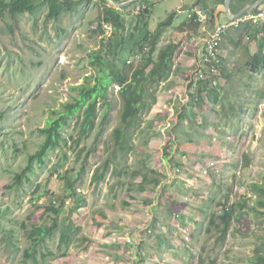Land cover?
Segmentation results:
<instances>
[{
    "label": "rangeland",
    "instance_id": "374dc122",
    "mask_svg": "<svg viewBox=\"0 0 264 264\" xmlns=\"http://www.w3.org/2000/svg\"><path fill=\"white\" fill-rule=\"evenodd\" d=\"M153 1L150 29L175 11L172 26L163 31L161 44L178 41L177 51L181 50L187 32L180 33V24L186 20L194 0ZM78 10L79 13L65 12L57 21L48 20L45 11L36 17L37 25L23 15L8 40L0 45V264H25L23 252L30 240L24 230L50 225L51 216L45 212V206L51 204L48 199L51 197L57 198L61 205L59 224H72L69 241L66 255L61 256L60 229L51 238L46 237L39 249L45 254L50 250L55 255L43 259L38 253V264H198L200 255L203 264H263L249 259L264 245V208L249 189L252 182H261L264 176V74L261 80H247L252 86L247 94L242 74L227 83L217 75L220 99L207 100L197 108L201 111L194 119L195 124H206V120L220 124L228 102H234L242 105V115H248H241L242 126L223 128L222 123L231 122L226 117L221 127L204 125L193 134V143H188L186 136L183 144L178 145L171 132L176 130L179 137L182 130L189 132L176 118L182 101L176 103L173 99L170 104L162 99L158 104L159 115L150 112L144 115L135 137L137 154H131L127 162L116 166L117 171L120 168L125 171L93 184V170L109 156L104 142L111 143L112 130L118 124L117 102L108 119L79 144L73 142L77 131L70 121L63 129L67 144L49 150L43 165L34 164L35 172L29 175V181L23 178L20 185L6 187L13 184V175L26 166L28 154L38 148L42 136L37 128L52 116L50 111L75 94L70 86L83 83L85 76L94 73L88 53L99 49L101 38L112 32L115 22L109 6L95 1L79 6ZM125 18L126 31L131 30L134 19ZM218 20L223 23L226 18L220 16ZM97 24L102 26L103 33L94 31ZM3 34L0 26V37ZM225 44L224 40L222 45ZM228 48L231 52L237 47ZM170 81L151 85L157 97L162 88L161 98L168 94L167 97L174 98ZM190 82L180 81L181 87L188 88ZM176 95L185 100L184 94ZM229 96L232 101H228ZM247 98L249 112L243 109L247 108ZM221 128L238 136L223 133L225 137H221L223 134L218 133ZM93 145L97 147L95 150ZM142 157L147 158L149 173L139 161ZM210 162L214 166H209ZM206 165L208 174L203 176L200 168ZM140 168L143 172L131 175ZM145 174L158 176L161 182L157 186L149 184L143 193L127 190L128 186L141 182ZM60 175L71 178L75 190L74 196L64 201L61 197L69 190ZM243 199L247 200V207L242 209L241 217L232 222L225 239L217 241L222 223L207 231L210 214L219 213L224 203ZM176 212L186 223L175 217ZM120 236L128 237L130 242L119 243ZM26 262L33 264L31 259Z\"/></svg>",
    "mask_w": 264,
    "mask_h": 264
},
{
    "label": "trees",
    "instance_id": "16d2710c",
    "mask_svg": "<svg viewBox=\"0 0 264 264\" xmlns=\"http://www.w3.org/2000/svg\"><path fill=\"white\" fill-rule=\"evenodd\" d=\"M95 1L109 6L115 24L112 26L111 34L101 38L100 48L88 53L89 64L94 69V73L85 76L83 83L70 86L75 94L70 95V100L61 103L58 108L50 111L52 116L47 119L44 126L37 128V133L42 136L38 148L28 154L26 166L13 175V184H8L6 187L20 185L23 178L29 181V175L35 172L34 164L43 165L44 157L49 150L67 144L63 129L70 125V121L74 122L77 131L76 136L72 138L73 142L79 144L91 136L96 126L108 119L110 110L117 108V102L118 106L120 105L118 107V124L112 130L111 143L104 142V150L109 152V156L103 160L99 167L93 170L91 182L98 184L104 181L108 175L109 177L112 175L120 176L125 168H120L117 171L116 166H120L122 162H127L131 154H137L135 137L142 127L144 115L151 111L158 100L151 85L167 81L173 71L179 42L171 40L161 44V37L164 29L172 26L176 12H170L166 19L158 22L153 30L149 27V16L154 5L153 0H137L129 6L119 9L110 5L107 0H0V17H3L5 13L13 17L21 9L27 10L33 15L40 6H44L47 11L46 18L57 21L65 12L79 13V6H88ZM115 1L124 2L126 0ZM224 1L213 0L211 4L209 0H195L191 7L197 6L206 13L207 18L203 24H213L216 3H224ZM253 1L255 0H231L230 10L232 13L238 12ZM259 7H264V1ZM126 16L134 19V25L128 31H126ZM201 24L193 14L181 22L180 27L195 32ZM236 25L234 33L239 34V37L242 28L247 30L246 33L249 38L256 36V33L253 32L255 25L251 21L243 20ZM228 30L229 27L225 30L224 35H227ZM260 30L264 34V26H261ZM94 31L100 34L103 33V28L97 24ZM231 39L235 40L234 37ZM263 46L260 45L259 49L263 50ZM250 65L253 69H257L260 65L264 66V52L259 59L251 60ZM217 77V74L208 73L205 78H193L188 85V102L178 118L180 121L187 120L189 123L187 126L191 131L195 127L192 120L198 113L196 109L200 108L206 100L215 102L219 96ZM100 109L102 112H99ZM0 117H2L1 113ZM183 133L191 134L187 130H184ZM176 140L178 145L183 144V140L179 136L176 137ZM110 144L112 148H110ZM96 148L93 145V150ZM146 160L147 158L142 157L139 161L143 169L148 170L147 173H149V165ZM245 160H247L246 155ZM112 162L115 163V166H112ZM140 172H143L141 168L135 169L131 175ZM59 177L66 180V188L69 190L61 197V200L64 201L66 197L75 194L73 180L63 175ZM160 181L158 176L145 174L142 175L141 182L137 183L136 187L139 191H143L148 188L149 184L157 186ZM132 187V185L128 186L127 190L131 191ZM249 191L256 196L255 200L259 206L264 208V176L261 182H252ZM245 207H247V200L245 199L230 204L224 203L219 213L210 214L207 231H210V227H215L218 222H221L222 227L219 229L217 241H223L232 222L238 221L242 215V209ZM60 209V204L51 203L45 206V212L51 216L49 226L36 225L28 230L22 224L25 229L24 234L30 240L29 247L25 248L23 252L25 264H27V259H31L33 264H38V253L43 259L46 255H55L50 250L45 254L39 247L43 245L45 238H51L57 229H60L58 246L63 248L61 256L66 255L72 224H59L57 217ZM253 210L257 212V208H253ZM169 211L172 210L169 209ZM262 213L264 214V211ZM177 216L182 223H186L181 214H177ZM96 224L100 225L99 222ZM83 249H86V245L83 246ZM249 259L264 264V245L262 249L255 250V254ZM198 264H203L201 255Z\"/></svg>",
    "mask_w": 264,
    "mask_h": 264
},
{
    "label": "crops",
    "instance_id": "0c3cea01",
    "mask_svg": "<svg viewBox=\"0 0 264 264\" xmlns=\"http://www.w3.org/2000/svg\"><path fill=\"white\" fill-rule=\"evenodd\" d=\"M209 1L212 4L213 0H209ZM255 1H253V2H255ZM194 2H195V0L193 1V3ZM193 3H192V5H193ZM223 4L224 3H216V7H215V10H214V15H215L214 22L215 21L219 22L218 18L220 16H224L226 18V21H223V23L229 21L226 13L224 12ZM250 4H247L246 6H248ZM246 6H244L243 8H245ZM190 8L192 9L193 7H190ZM45 11H46V8L44 6H40L35 11V13L33 15H31L27 10H22V9L18 13H16L13 17L10 16L8 13H5L3 17H0V26H2V29L4 30L3 36L0 37V45L3 44L2 43L3 40L4 41L8 40V37H10V35H11L10 32L12 33V31H14V29L16 28L18 22L21 21L20 19L23 17V15H25V17L27 16V17L31 18L34 21V24L37 25L36 24V21H37L36 17L38 15L42 14ZM230 13L234 14V13L231 12V10H230ZM235 13H237V12H235ZM189 14H190V10H189V13L187 15V18H190ZM187 18H186V20H187ZM29 22L30 21H28V23ZM214 22H213V24H214ZM213 24H209V23L201 24L200 27L195 32H193L190 29H186V30L182 29L180 31V33H183L182 35H185V33L187 32V36H186L187 39L185 41L183 39L184 46H183V48L181 50L177 51V54H176L175 60H174L173 71H172V73L170 75V80H172V81H170V83H171L170 85L174 87V88L172 87L174 89V93H173L174 94V98L167 97L170 94H168L164 98H161L163 91H162V88H160L161 93L159 92L160 94L157 97L158 98V100H157L158 103L156 102V104L151 109V111H150L151 115L158 114V109H160V105H158V104H160L159 101H161L162 99L167 100L170 104H172V101H174V100H175L176 103H178L179 100L182 101V104H180L178 106L179 107V113L187 105V103L185 104V101L188 99V88H186V87L182 88L181 84H180V81H183V80H186V81L190 80L191 81L192 73L196 70L197 63H198V61H199V59L201 57V52H202V50H203V48L205 46V40L207 39V37L209 36L210 32L212 31ZM232 26H234V27H232ZM235 26H237V25L236 24L235 25H231V28L229 26V30H228L227 35L223 34V38H222V42H221V48L223 46L222 43H223L224 40L227 42V44H225V47L223 46L224 47L223 49H220V70H219V73H218L219 75L218 74L217 75L218 76L221 75L223 77V79L226 80V83H227V81L229 79L236 78L238 75L242 74L243 79L246 80V82H244V88L247 91L246 92V94H247L250 91L248 88L252 87L248 83L247 80H249L250 78H252V80H258V79L261 80L262 77H263V74H264V67L260 68V66H258L257 69H253L252 66L250 65V61L251 60L259 59L261 54L264 52V46H263V50L259 49L260 45L261 46L264 45V34L260 30L261 26L260 25H255V28L253 29V32L256 33V36L254 38H251L252 40H249V42H247V39H249V36L246 33L247 30L242 28L240 30L241 35L239 37V34L237 35L236 33H234ZM231 37H234L235 40L231 39ZM228 46H230V48H232L233 46H235L237 48L235 49V51L231 50V52H230ZM226 48H228V50ZM240 48H243V50H241ZM254 49H256V50H254ZM232 52L235 53L234 57L232 55L233 54ZM255 52H257V54H255ZM236 62L241 63L242 66L240 64L236 65ZM256 87H257V85H256ZM256 87H254V89H256ZM257 91H259V90H257ZM178 93L181 94V95L184 94L185 100L176 97V96H178V95H176ZM218 99H220V97ZM237 100H238V98H237ZM228 101H232L230 99V96H229V100ZM242 101H245V99L243 98ZM245 106H246V103H245ZM241 107H242V105H240V104H234V102L233 103L228 102V108L224 111L225 114H223V115L221 114V119L219 121H220V124H221L222 121H225V119L227 117V118H229L228 120H230L231 122H230L229 125L227 123H225V124L222 123L223 124V128H224V126H230V127L231 126H237V127H239V126L243 125L244 121L241 118L242 114L240 113V111H241L240 108ZM244 108L247 109V112H249L250 103H248V98H247V108L243 107V109ZM196 110L199 113L201 111V110L199 111V109H196ZM179 113L176 115L177 119H179L178 118ZM158 115H157V117L160 118L161 120H163V118L159 117ZM197 115H198V113L195 115L194 119L196 118ZM242 116H248V115L245 114V115H242ZM194 119L192 121L194 123V126L196 127V130H195V127H194L193 131H191L189 129V133L191 132L190 135H188L186 133H183L184 132L183 130L181 131V134H180V137H181L182 140H184V137H186V136L188 137V140H187L188 143H193L194 142L193 134H196V132H198V129L204 127V125H206V126L208 125L209 128H215L216 126L221 127L219 122H217L215 124L213 122H209L208 120H206V124H205V122H198V123L195 124V122H194L195 120ZM247 120H248V118H247ZM180 123H182V125L185 126L186 129H188L187 125L189 123H188L187 120H181ZM175 132H176V130H175ZM175 132L174 133L171 132L173 138H176L177 136H179L178 132H176V134H175ZM218 133L219 134L225 133V134H227L229 136H232L234 138H236V136H238V135H235V134L231 135V133L229 131H227V132H226V130L223 131L222 128H221V130L218 131ZM225 134L221 135V137H223V136L225 137ZM206 137L207 138H211V137H209V135H207ZM228 138L230 140L231 137H228ZM203 168L204 167H202L200 169L202 170ZM201 170H200V173H201ZM201 175L204 176V174H202V173H201ZM147 189L148 188H145V190H147ZM132 190H135L138 193L145 192V190L139 191L136 186L132 187V189L130 191V192L133 193ZM124 204H125V202H124ZM138 235H140V234H138ZM119 243H122V242L120 241ZM118 248H119V246H118Z\"/></svg>",
    "mask_w": 264,
    "mask_h": 264
},
{
    "label": "built area",
    "instance_id": "2783aa9c",
    "mask_svg": "<svg viewBox=\"0 0 264 264\" xmlns=\"http://www.w3.org/2000/svg\"><path fill=\"white\" fill-rule=\"evenodd\" d=\"M193 14L196 16V20L200 23H204L206 21L207 15L206 13L200 9L199 7L195 6L191 9L189 17ZM249 20L255 25L264 26V7H259L255 9V11H250L238 18L229 19L228 22L219 23L217 21L214 22L212 31L210 32L209 36L205 40V46L201 52V57L197 63L196 70L192 73V79L196 78H204L206 74L216 75L219 73L220 70V46L223 38V34L225 30L231 26L238 24L240 21ZM191 79V80H192ZM214 162H210L209 166H214ZM208 165H206L202 170L201 173L207 175L208 173ZM49 196L51 193L48 194ZM51 203L54 205H58L57 198H49ZM187 199V198H185ZM67 202V201H66ZM175 214V217H177ZM112 241H117L116 238H112ZM122 241L123 243L130 242L128 237L120 236L118 237V242Z\"/></svg>",
    "mask_w": 264,
    "mask_h": 264
},
{
    "label": "water",
    "instance_id": "95a60500",
    "mask_svg": "<svg viewBox=\"0 0 264 264\" xmlns=\"http://www.w3.org/2000/svg\"><path fill=\"white\" fill-rule=\"evenodd\" d=\"M112 6H114L115 8H123V7H127L129 6L131 3L136 2L137 0H126L124 2H117L115 0H107ZM264 0H256L255 2L251 3L250 5L246 6L245 8L241 9L240 11H238L237 13L231 14L230 13V4H231V0H225L224 4H223V9L224 12L226 13L228 19H235L238 18L256 8H258L259 6H261L262 2Z\"/></svg>",
    "mask_w": 264,
    "mask_h": 264
}]
</instances>
